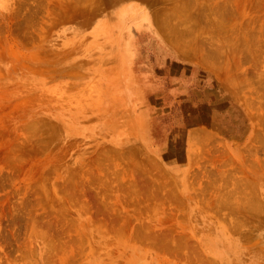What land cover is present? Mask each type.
Returning <instances> with one entry per match:
<instances>
[{"label": "rangeland", "instance_id": "374dc122", "mask_svg": "<svg viewBox=\"0 0 264 264\" xmlns=\"http://www.w3.org/2000/svg\"><path fill=\"white\" fill-rule=\"evenodd\" d=\"M0 264H264V0H5Z\"/></svg>", "mask_w": 264, "mask_h": 264}, {"label": "bare ground", "instance_id": "6f19581e", "mask_svg": "<svg viewBox=\"0 0 264 264\" xmlns=\"http://www.w3.org/2000/svg\"><path fill=\"white\" fill-rule=\"evenodd\" d=\"M4 1L5 0H0V6L3 5ZM124 19H131L137 22L136 24L141 25L143 24V21L148 22L149 17H146V12L137 6H133V5L123 6V8L118 11L117 20L114 22L113 26L106 23L100 24L99 22L95 26V32L102 36L104 42L113 43L118 49L121 45V40H122L121 30H122V26H124L123 25ZM124 45H126V47L123 48V51L117 50L118 60L116 65V77H112L116 79V83H114L116 87L115 88L116 97L121 101H126V100L128 101V99L133 98L136 99V103H137L138 98L141 95V91L136 82L137 78L132 71L131 47L129 44H127L126 41ZM119 134L118 135L121 136L122 132L119 131ZM135 135L141 137L140 135L134 133L133 136L136 137ZM210 250L214 252L213 254L217 256L216 258L220 259L224 255L226 256V252L222 249V247L220 248L217 245L216 241L210 244Z\"/></svg>", "mask_w": 264, "mask_h": 264}]
</instances>
